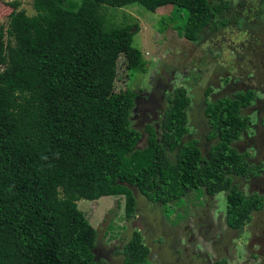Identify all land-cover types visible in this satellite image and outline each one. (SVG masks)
Returning a JSON list of instances; mask_svg holds the SVG:
<instances>
[{
    "label": "trees",
    "instance_id": "obj_1",
    "mask_svg": "<svg viewBox=\"0 0 264 264\" xmlns=\"http://www.w3.org/2000/svg\"><path fill=\"white\" fill-rule=\"evenodd\" d=\"M246 1L32 0L34 14L10 2L7 27L0 25V264H104L97 229L79 199L119 195L129 219L137 196L171 205L191 191L212 197L224 191L225 223L237 229L262 209L264 195L234 181L256 176L261 165L234 141L248 125L243 110L257 97L245 76L256 66L255 79H263V27L246 29L249 42L237 44L245 57L234 64L241 69L238 88L204 100V137L211 143L203 153L198 139H185L184 86L167 95L158 132L154 122L132 125L138 93L130 86L114 91L117 59L122 55L133 75L145 71V60L132 44L135 25L108 27L101 11L174 5L182 37L197 41L205 29L237 22ZM211 92L207 84L205 95ZM117 251L124 264H149L136 231Z\"/></svg>",
    "mask_w": 264,
    "mask_h": 264
},
{
    "label": "rangeland",
    "instance_id": "obj_2",
    "mask_svg": "<svg viewBox=\"0 0 264 264\" xmlns=\"http://www.w3.org/2000/svg\"><path fill=\"white\" fill-rule=\"evenodd\" d=\"M12 1L0 0V25L4 28L13 8L10 5ZM17 1L18 8H23L27 14L35 13L32 0ZM246 2L249 3L240 6L241 17L237 22L217 30L205 29L197 41L182 37L177 28L176 21L179 19L173 16L178 11L174 5H163L154 11L137 3L120 7L102 6L108 27L135 25L132 44L140 49L145 60V71L133 75L126 67L124 57L119 55L117 59L114 91L130 86L138 93L136 105L131 111L132 125L142 127L146 122H154L158 132L160 107L165 109L167 95L178 86H184L190 97L187 109L189 132L185 139H198L202 152H206L211 142L204 139L208 128L203 117L204 100L216 97L214 93H223L227 86L233 91L238 88L240 78L236 74L241 69H236L234 64L245 58L237 52L250 40V33L245 31H254L260 27L258 24L264 29V0ZM221 66L226 68L225 73L221 71ZM257 68L253 67L245 76L249 82L247 87L253 86L257 97L243 110L249 116L248 125L234 145L240 152L247 153L249 162L261 165L262 172L259 180L247 178L243 181L238 177L234 181L243 182L241 185L247 193L254 189L264 194V67L260 71L261 81L255 79L253 70ZM216 78L218 84L214 85ZM259 82L261 84L257 85ZM207 84L212 92L206 96ZM146 135L142 134L138 145ZM183 199L184 203L182 200L166 205L137 196L135 213L129 219L125 217L124 201L119 195H104L94 200L79 199L76 203L97 229V250L106 260L104 264H124L123 256L117 249L135 231L140 233L141 241L149 249V264H194L195 261L207 264L209 256L216 258V249L221 255H228V264H248L252 261L253 264H263L259 263L260 257L252 256L254 245L256 242L260 244L257 239L264 238V227H256L258 220L255 215L241 229L230 228L225 223L224 191L217 192L213 197L207 194L197 196L195 191H191Z\"/></svg>",
    "mask_w": 264,
    "mask_h": 264
},
{
    "label": "flooded vegetation",
    "instance_id": "obj_3",
    "mask_svg": "<svg viewBox=\"0 0 264 264\" xmlns=\"http://www.w3.org/2000/svg\"><path fill=\"white\" fill-rule=\"evenodd\" d=\"M136 101H137V98H136ZM163 110H164V107L163 108L160 107L161 113L163 112ZM204 123L206 124V122H204ZM204 139H205V137H204ZM208 147H209V145H208ZM207 149H206V151H207ZM261 172H262V168L260 169V173H258L256 176H252V177H249V178H252V179H255V180H259L258 176L261 174ZM245 179H247V178H242L243 181H245ZM238 183L242 184L243 182H238ZM241 187H242V185H241ZM251 191H254V192H257L259 194H262V192L260 193L258 191H255L254 189H252ZM262 195H264V194H262ZM253 215H255L257 220H258V224L256 225V227L258 229L261 228V227H264L263 226V224H264V203H263L262 209L259 210L258 212H254L252 214V217H253ZM252 217H251V219H252ZM251 219H250V221H251ZM263 239L262 240L261 239H257V241H259L260 244L258 242H256V244L254 245V248L252 249V252H253L252 256L254 258L260 257L259 263H263L264 264V241H263ZM261 248H263L262 251H261ZM216 251H217L216 258L213 259V258H210V256H209L207 258V264H217L220 261H224L225 264H228V255H221L219 250L216 249ZM222 252L229 253V251H227V250H222ZM195 264H198V263H195ZM242 264H245V263L242 262ZM248 264H253V261L248 263Z\"/></svg>",
    "mask_w": 264,
    "mask_h": 264
}]
</instances>
